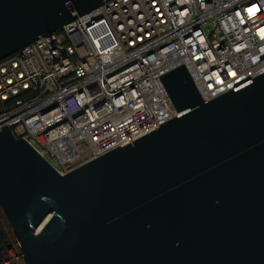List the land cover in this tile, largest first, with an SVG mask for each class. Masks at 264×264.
Instances as JSON below:
<instances>
[{"label": "water", "instance_id": "1", "mask_svg": "<svg viewBox=\"0 0 264 264\" xmlns=\"http://www.w3.org/2000/svg\"><path fill=\"white\" fill-rule=\"evenodd\" d=\"M108 0H0V60ZM64 174L0 115V204L23 264H264V72Z\"/></svg>", "mask_w": 264, "mask_h": 264}, {"label": "built area", "instance_id": "2", "mask_svg": "<svg viewBox=\"0 0 264 264\" xmlns=\"http://www.w3.org/2000/svg\"><path fill=\"white\" fill-rule=\"evenodd\" d=\"M182 64L203 100L263 73L264 0L105 1L0 60V115L64 174L176 116ZM20 245L0 204V264Z\"/></svg>", "mask_w": 264, "mask_h": 264}]
</instances>
